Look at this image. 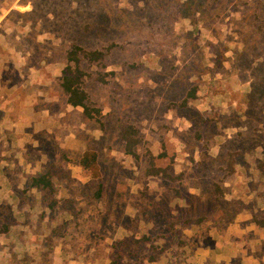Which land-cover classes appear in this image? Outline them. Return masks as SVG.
<instances>
[{
  "label": "rangeland",
  "instance_id": "rangeland-1",
  "mask_svg": "<svg viewBox=\"0 0 264 264\" xmlns=\"http://www.w3.org/2000/svg\"><path fill=\"white\" fill-rule=\"evenodd\" d=\"M15 2L22 12L0 32L12 45L17 33H43L32 46L52 70L61 66L64 75L74 46L104 53L79 55L90 106L101 116L88 120L79 108L73 124L98 155L101 178L84 170L95 180L94 200L112 207V226L127 221L133 233L124 244L150 253L146 245L165 232L150 230L153 218L163 221L152 209L167 210L173 196L195 187L205 215L223 211L229 221L248 209L264 222V0ZM127 127L139 141L131 155ZM138 207L150 227L135 241ZM95 219L103 240V214Z\"/></svg>",
  "mask_w": 264,
  "mask_h": 264
},
{
  "label": "crops",
  "instance_id": "crops-1",
  "mask_svg": "<svg viewBox=\"0 0 264 264\" xmlns=\"http://www.w3.org/2000/svg\"><path fill=\"white\" fill-rule=\"evenodd\" d=\"M15 1L0 0V29L22 12ZM41 37L17 33L12 45L0 32V264H264V227L250 210L229 221L223 211L205 215L198 187L173 196L167 210L154 206L163 221L153 218L150 230L166 233L146 245L150 253L124 244L133 233L127 221L112 226V207L93 198L95 180L79 162L90 147L73 124L80 109L63 91V68L38 55ZM142 210L133 215L135 241L150 227ZM99 214L103 240L94 234Z\"/></svg>",
  "mask_w": 264,
  "mask_h": 264
},
{
  "label": "trees",
  "instance_id": "trees-1",
  "mask_svg": "<svg viewBox=\"0 0 264 264\" xmlns=\"http://www.w3.org/2000/svg\"><path fill=\"white\" fill-rule=\"evenodd\" d=\"M80 54H84L87 57L96 56L95 59H100L104 57V53L102 52H94L87 53L81 47L74 46L72 50L68 54V66L64 71L63 78L61 79V86L68 98V103L75 107L83 109V113L88 120H94L95 116L93 112L98 113L101 116V112L98 110H94L90 106V99L88 93L84 89L83 80L81 77L82 71L80 69L81 66V58ZM132 131L131 127H127L125 140L127 143V153L132 154L133 148L138 145L139 141L134 140L130 136V132ZM79 162L81 167L88 172L91 177L95 180L101 178V169L98 161V155L94 150L85 151L80 157ZM255 222L258 226L264 227V222L259 221L256 217H254Z\"/></svg>",
  "mask_w": 264,
  "mask_h": 264
}]
</instances>
